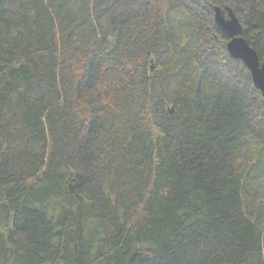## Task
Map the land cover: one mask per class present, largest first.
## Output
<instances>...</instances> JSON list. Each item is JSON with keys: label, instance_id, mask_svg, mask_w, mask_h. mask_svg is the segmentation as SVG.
Returning <instances> with one entry per match:
<instances>
[{"label": "trees", "instance_id": "1", "mask_svg": "<svg viewBox=\"0 0 264 264\" xmlns=\"http://www.w3.org/2000/svg\"><path fill=\"white\" fill-rule=\"evenodd\" d=\"M214 7L264 63V0H0V264H264V101Z\"/></svg>", "mask_w": 264, "mask_h": 264}, {"label": "water", "instance_id": "2", "mask_svg": "<svg viewBox=\"0 0 264 264\" xmlns=\"http://www.w3.org/2000/svg\"><path fill=\"white\" fill-rule=\"evenodd\" d=\"M215 9V22L224 35L230 38L227 46L228 54L232 59L244 62L251 75L254 87L260 92L264 100V63L258 58L257 51L241 36L243 27L238 18L230 10L229 15Z\"/></svg>", "mask_w": 264, "mask_h": 264}, {"label": "rangeland", "instance_id": "3", "mask_svg": "<svg viewBox=\"0 0 264 264\" xmlns=\"http://www.w3.org/2000/svg\"><path fill=\"white\" fill-rule=\"evenodd\" d=\"M214 8H218V9H220V7H214ZM213 8V9H214ZM221 11H222V9H220ZM223 12V11H222ZM223 14H224V16H226L227 17V15L223 12ZM215 9H214V22L216 21L215 20ZM215 24H216V22H215ZM217 25V24H216ZM218 26V25H217ZM243 27V26H242ZM218 28H219V26H218ZM220 29V28H219ZM220 31H221V29H220ZM222 32V31H221ZM221 34H223V32L221 33ZM224 35V34H223ZM243 35V32L241 33V36ZM227 37V36H226ZM243 37V36H242ZM228 39H230L229 37H227ZM244 38V37H243ZM217 39H218V37H216L215 38V40L217 41ZM245 39V38H244ZM230 41V40H229ZM228 45V44H227ZM154 60H152L151 62H153ZM239 61V66H244V67H246L245 66V64H244V62L243 61H241V60H238ZM153 64H155V62H153ZM247 68V67H246ZM247 71H249V70H247ZM258 91V90H257ZM262 96V95H261ZM262 99H263V97H262ZM264 101V100H263Z\"/></svg>", "mask_w": 264, "mask_h": 264}, {"label": "bare ground", "instance_id": "4", "mask_svg": "<svg viewBox=\"0 0 264 264\" xmlns=\"http://www.w3.org/2000/svg\"><path fill=\"white\" fill-rule=\"evenodd\" d=\"M229 11V10H228ZM241 23V22H240ZM230 40V39H229ZM229 43V42H228ZM259 56V55H258Z\"/></svg>", "mask_w": 264, "mask_h": 264}]
</instances>
